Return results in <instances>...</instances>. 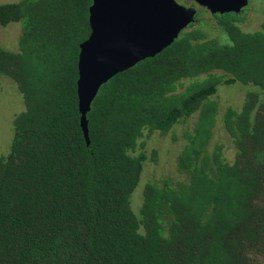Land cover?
<instances>
[{"label": "trees", "instance_id": "trees-1", "mask_svg": "<svg viewBox=\"0 0 264 264\" xmlns=\"http://www.w3.org/2000/svg\"><path fill=\"white\" fill-rule=\"evenodd\" d=\"M92 1L0 3V24H21L0 74L23 98L0 155V264H264V25L244 30L245 10L189 24L101 86L87 143L77 80ZM236 82L256 89L221 115L229 160L209 148L213 97ZM193 116L177 160L187 180L147 182L136 211L147 139Z\"/></svg>", "mask_w": 264, "mask_h": 264}, {"label": "water", "instance_id": "water-1", "mask_svg": "<svg viewBox=\"0 0 264 264\" xmlns=\"http://www.w3.org/2000/svg\"><path fill=\"white\" fill-rule=\"evenodd\" d=\"M213 14L239 13L249 0H194ZM196 8L177 0H93L89 7L91 33L80 44L77 93L81 126L87 143V113L101 86L117 73L155 56L190 23Z\"/></svg>", "mask_w": 264, "mask_h": 264}, {"label": "rangeland", "instance_id": "rangeland-1", "mask_svg": "<svg viewBox=\"0 0 264 264\" xmlns=\"http://www.w3.org/2000/svg\"><path fill=\"white\" fill-rule=\"evenodd\" d=\"M13 1L17 0H0V3ZM210 20L211 14L204 9H200L197 22L203 21V24L206 25L205 21ZM262 25H264V0H251L250 6L245 7L242 28L244 30H254L261 28ZM215 33L217 34L218 31ZM20 34L21 24L19 22H12L5 26L0 24L1 45L17 49ZM255 89L256 87L240 82L221 84L213 97L218 101L220 110L209 148H213L216 144H223L225 154L229 160H233L236 150L223 127L221 115L227 107L239 108L246 93ZM22 108L23 98L16 83L8 76L0 74V155L9 152L14 136V119ZM194 122L195 116L176 124L167 133L154 131L147 139L148 159L145 162L140 182L133 193V208L136 211L142 203V191L147 182L187 180V175L178 171L177 160L186 143L184 133L193 126Z\"/></svg>", "mask_w": 264, "mask_h": 264}, {"label": "flooded vegetation", "instance_id": "flooded-vegetation-1", "mask_svg": "<svg viewBox=\"0 0 264 264\" xmlns=\"http://www.w3.org/2000/svg\"><path fill=\"white\" fill-rule=\"evenodd\" d=\"M179 3H181V4H184V5H186V6H188V7H195L196 8V10H197V12H196V16H195V21L194 22H192V23H196L197 22V19H198V15H199V13H200V9H204V10H206V11H208L210 14H213L209 9H207L206 7H203V6H200L199 4H197L194 0H177ZM250 4H251V0H249V2H248V5L250 6ZM247 5V6H248ZM244 10H245V8H244ZM243 10V11H244ZM191 24V23H190Z\"/></svg>", "mask_w": 264, "mask_h": 264}]
</instances>
